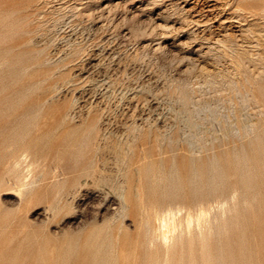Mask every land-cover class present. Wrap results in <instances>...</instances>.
I'll return each instance as SVG.
<instances>
[{
    "label": "rangeland",
    "instance_id": "rangeland-1",
    "mask_svg": "<svg viewBox=\"0 0 264 264\" xmlns=\"http://www.w3.org/2000/svg\"><path fill=\"white\" fill-rule=\"evenodd\" d=\"M0 264H264V0H0Z\"/></svg>",
    "mask_w": 264,
    "mask_h": 264
},
{
    "label": "bare ground",
    "instance_id": "bare-ground-1",
    "mask_svg": "<svg viewBox=\"0 0 264 264\" xmlns=\"http://www.w3.org/2000/svg\"><path fill=\"white\" fill-rule=\"evenodd\" d=\"M22 179H26V176ZM119 196L120 198H122L124 204H126L127 203L126 196L122 186L120 187ZM221 206H223V204ZM124 207L125 205L123 206V208ZM209 219H210L209 210L205 207L203 202H199L195 210H191L189 207L180 206L179 204L168 205L164 208L156 209L154 211V226L152 228L153 236L151 238V241L157 240L161 245L165 247V249H168L173 243L181 242L183 240V237H188V238L191 237L193 235V232H197L200 236H202L203 228L206 224H208Z\"/></svg>",
    "mask_w": 264,
    "mask_h": 264
}]
</instances>
